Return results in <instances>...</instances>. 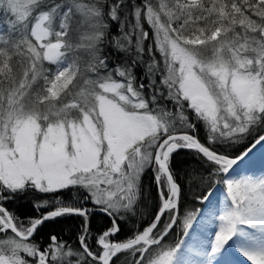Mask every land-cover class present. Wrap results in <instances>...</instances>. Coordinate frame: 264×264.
I'll return each instance as SVG.
<instances>
[{"label": "snow or ice", "instance_id": "6c2138e0", "mask_svg": "<svg viewBox=\"0 0 264 264\" xmlns=\"http://www.w3.org/2000/svg\"><path fill=\"white\" fill-rule=\"evenodd\" d=\"M244 140L239 155L226 151ZM181 151L224 177L218 214L208 187L203 208L181 218ZM257 153L264 159V0H0V264H117L124 252L131 264H236L237 252L264 264V174L233 176ZM148 171L152 222L111 239L137 215ZM28 197L52 210L22 220L15 205ZM96 209L110 225L93 251ZM65 216L82 218L78 251L56 235L32 242ZM178 225L182 238L166 244Z\"/></svg>", "mask_w": 264, "mask_h": 264}, {"label": "trees", "instance_id": "16d2710c", "mask_svg": "<svg viewBox=\"0 0 264 264\" xmlns=\"http://www.w3.org/2000/svg\"><path fill=\"white\" fill-rule=\"evenodd\" d=\"M87 2V0H85ZM146 30L147 27L144 24ZM112 34L117 35L118 32L115 28L112 29ZM146 43H152V41H147ZM157 59H160L159 54H157ZM48 68H54V66L45 64ZM141 72V70H138ZM169 108L172 107L171 104L168 105ZM205 133H200L201 141L204 142ZM249 145L248 140H244L241 143H233L231 147L226 149L227 152L232 153L233 155H239L245 148ZM222 150V149H214ZM177 161V171L179 173V183L182 184V193L180 196V215L181 218L186 212H195L199 209L201 203L197 199L201 196L208 187H212L216 184L217 175H215L214 166L203 160L200 157H197L194 153L188 151H181L179 156L176 157ZM195 174V179L190 180V176ZM143 203L140 205L137 215L135 217H126L123 220H118L120 224L121 231L117 233L111 239L115 241H125L128 238H131L137 230H142L143 227H146L154 218V213L157 211L156 205L158 204V195L156 186L154 183V178L152 172L148 171L142 177V196ZM41 199H63L69 200L70 197H52L48 194H41ZM31 197L25 198L23 200H18L15 205L17 214L20 215L22 220H26L28 217H38L42 212L52 210L50 205L47 209H40L37 211L33 207V203L30 202ZM59 223L52 224V222H47L50 224V227H44L39 231V234L36 236V239L32 241L33 243H39L41 246H47L50 243V235H56L60 241L65 242L67 245L71 246L73 250H79L78 235L81 233L82 229V218L78 216H65L58 218ZM110 225V219L104 216L103 213L95 212L91 217L89 223L90 236L88 243L93 245V251L96 250L94 245L93 237L98 234V230L101 226ZM11 235V233H9ZM182 230L178 225L175 230L169 234L166 238L165 243L174 245L181 238ZM5 237L0 234V239ZM67 249H65L66 251ZM21 255H24L23 253ZM26 259H31L25 257ZM75 258H73L74 261ZM133 257L130 252H124L120 254V259L117 261V264H131Z\"/></svg>", "mask_w": 264, "mask_h": 264}, {"label": "bare ground", "instance_id": "6f19581e", "mask_svg": "<svg viewBox=\"0 0 264 264\" xmlns=\"http://www.w3.org/2000/svg\"><path fill=\"white\" fill-rule=\"evenodd\" d=\"M261 174H264V159H261L260 155L257 153L254 154L251 160V165L242 166L241 168L237 169L236 173H234L233 176L235 178H239L240 176H245V175L258 177ZM218 191L216 190V195L219 197L221 204L217 205V214L220 208L222 207V202L225 199V193L222 191L221 192ZM205 227H206V231L212 233L214 226L211 223L206 222ZM235 261L236 264H251V262L248 261L247 258L243 256L240 252L236 253Z\"/></svg>", "mask_w": 264, "mask_h": 264}, {"label": "rangeland", "instance_id": "374dc122", "mask_svg": "<svg viewBox=\"0 0 264 264\" xmlns=\"http://www.w3.org/2000/svg\"><path fill=\"white\" fill-rule=\"evenodd\" d=\"M145 26L147 27V29H148V31L151 33V29H150V26H148L146 23H145ZM151 172V171H150ZM217 181H216V184L215 185H213L212 186V188H214V189H216L218 192H224L225 193V185L221 182L222 181V179L224 178V177H222V176H217ZM154 183H155V181H154ZM203 208V205L201 204L200 205V207H199V209H202ZM99 213H101V212H99ZM168 216H169V214H166L164 217H163V223H167L168 222ZM181 238H182V235H181ZM180 238V239H181ZM179 239V240H180Z\"/></svg>", "mask_w": 264, "mask_h": 264}, {"label": "water", "instance_id": "95a60500", "mask_svg": "<svg viewBox=\"0 0 264 264\" xmlns=\"http://www.w3.org/2000/svg\"><path fill=\"white\" fill-rule=\"evenodd\" d=\"M94 211H95V212H100L98 209H96V210H94ZM152 220H153V219H152ZM151 222H152V221H151ZM151 222H150V223H151ZM150 223H149V224H150Z\"/></svg>", "mask_w": 264, "mask_h": 264}]
</instances>
